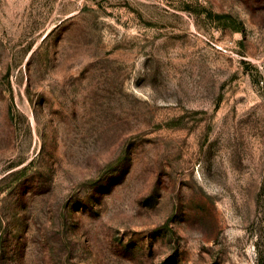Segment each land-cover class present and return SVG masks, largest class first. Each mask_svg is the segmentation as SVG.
I'll return each mask as SVG.
<instances>
[{"label":"rangeland","instance_id":"obj_1","mask_svg":"<svg viewBox=\"0 0 264 264\" xmlns=\"http://www.w3.org/2000/svg\"><path fill=\"white\" fill-rule=\"evenodd\" d=\"M0 264H264V0H0Z\"/></svg>","mask_w":264,"mask_h":264}]
</instances>
